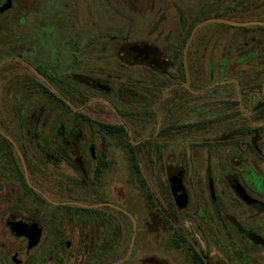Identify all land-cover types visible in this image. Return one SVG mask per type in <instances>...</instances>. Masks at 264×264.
<instances>
[{
  "label": "flooded vegetation",
  "instance_id": "flooded-vegetation-1",
  "mask_svg": "<svg viewBox=\"0 0 264 264\" xmlns=\"http://www.w3.org/2000/svg\"><path fill=\"white\" fill-rule=\"evenodd\" d=\"M53 1L0 0V264H130L147 238L160 264V233L185 264H264V0ZM127 13L147 37H95Z\"/></svg>",
  "mask_w": 264,
  "mask_h": 264
},
{
  "label": "rangeland",
  "instance_id": "rangeland-1",
  "mask_svg": "<svg viewBox=\"0 0 264 264\" xmlns=\"http://www.w3.org/2000/svg\"><path fill=\"white\" fill-rule=\"evenodd\" d=\"M65 1L66 0H63L64 3H65ZM202 1L203 0H182V1H180V3L182 2L184 4V6H185L184 8L186 10V13L189 15V18H191V20H192L196 17H201L200 16V7L202 4ZM233 2H235V0H214L215 6H213L211 8L210 12H213L216 7L218 8L221 5V3H223V5L224 4L232 5ZM53 4L56 5L55 0L53 1ZM62 5H63V3H61L60 1L57 4L58 7H62ZM66 19H67V15L64 14L62 18H60V19L58 18V23H65ZM171 22L175 23V24H177L179 22L178 16L176 14L174 15L173 19H171ZM96 23H97V25L99 23H101L99 16L96 19ZM120 25H121L120 31L112 30L113 28H115V26L109 27L106 30V32L97 29L95 32V37L99 38V37L103 36V34L106 33L105 39L111 40L110 41L111 43L107 42V45L115 44L116 42H118L120 40H127V41L131 42V41H136L138 39H143L144 37H147L146 26L144 24L139 26L137 23V18L134 14H131V13L125 14ZM96 28H97V26H96ZM218 28H219V26L216 24L207 23V24L201 26L200 30L197 32V37H200L203 35L207 36L209 33L213 32L214 30H217ZM73 33L74 32H70V33L64 32L62 40L71 39ZM231 34H232V31L230 32V35ZM61 49H62V51H65V52L67 51V47H65V46H62ZM115 55L113 52H111L108 56L109 59L107 58V60L105 62H100V61H102V59L98 60L99 62L96 61L97 68L102 69L103 67H105L107 69H110L111 75L113 77L119 76V74H120L119 72H121V71H123V72L125 71L128 73L134 74V76H135L137 69L136 68L121 69L118 65V62L115 58ZM100 72H103V71H100ZM237 82L238 81L235 80V85L237 84ZM258 83L264 89V78L260 79L258 81ZM263 125H264L263 122L262 123H256V124H252V127H255L254 129H257L258 131H260L258 134L263 136L264 135ZM261 148L264 149V143L261 144ZM128 189H129L128 198L129 199L136 198L137 197L136 192L134 190H132V188H128ZM184 227L186 228L187 231L191 230L192 232H194V229L192 228V226H189V224L184 223ZM131 239H132V233L130 232L128 244H130ZM150 243H151L150 238L143 240V244H141L142 246H139L137 251H135V254L136 253L137 254L135 256H133L130 264H136V260L140 257L147 260L151 256L152 252H151V247L149 246ZM147 244H149V245H147ZM166 245H167L166 238L163 237L162 233H160V237L158 239V247L155 248V251H154L160 260V264H185V257L183 256V254H181L180 252L165 251ZM262 255H264V253H262Z\"/></svg>",
  "mask_w": 264,
  "mask_h": 264
},
{
  "label": "water",
  "instance_id": "water-1",
  "mask_svg": "<svg viewBox=\"0 0 264 264\" xmlns=\"http://www.w3.org/2000/svg\"><path fill=\"white\" fill-rule=\"evenodd\" d=\"M212 21H217V22H222V23H228V24H233V25H235V23H233V22H229V21H226V20H212ZM195 32H196V31H194L193 36L195 35ZM179 191H184L182 185H181ZM239 195H240L241 198H242L244 201H246L247 203H250V204L253 203V202L248 198V196L245 194V192L240 191V192H239ZM185 197H186V196H185ZM178 198H179V196H178ZM179 199L181 200V202H183L182 204H180V206H181V207H184V202H185V201H184V196L181 197V198H179ZM252 239H253L256 243H258V244H263V245H264V241H263L262 239H260V238H258V237H256V236H253Z\"/></svg>",
  "mask_w": 264,
  "mask_h": 264
},
{
  "label": "trees",
  "instance_id": "trees-1",
  "mask_svg": "<svg viewBox=\"0 0 264 264\" xmlns=\"http://www.w3.org/2000/svg\"><path fill=\"white\" fill-rule=\"evenodd\" d=\"M176 238V237H175ZM183 242H184V240L183 239H178V238H176V239H173V241L172 242H170V247H172V248H174V249H180V248H182L183 247ZM197 264H199V263H197Z\"/></svg>",
  "mask_w": 264,
  "mask_h": 264
}]
</instances>
